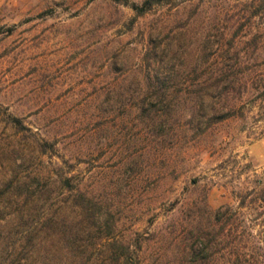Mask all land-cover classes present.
Masks as SVG:
<instances>
[{"label":"rangeland","instance_id":"obj_1","mask_svg":"<svg viewBox=\"0 0 264 264\" xmlns=\"http://www.w3.org/2000/svg\"><path fill=\"white\" fill-rule=\"evenodd\" d=\"M145 1L0 0V264H264V0Z\"/></svg>","mask_w":264,"mask_h":264},{"label":"trees","instance_id":"obj_2","mask_svg":"<svg viewBox=\"0 0 264 264\" xmlns=\"http://www.w3.org/2000/svg\"><path fill=\"white\" fill-rule=\"evenodd\" d=\"M168 1H170V0H146L145 2H144V7H138L137 5H132V8L134 9V10H137L140 14H143L144 12H146L147 10H149L153 5H160V4H162V3H166V2H168ZM233 107H230V111H227V112H225V113H222L223 111H220V110H217V112L216 113H214L213 114V116H217V118H218V120H225V119H228V118H231L232 116H234L233 115V109H232ZM262 201L264 200V189L262 190ZM226 209H227V211H229L230 209H229V207H226ZM220 211L221 210H219V211H217L216 212V214L218 215V214H220ZM260 218H261V220H262V222L264 221V213H262V214H260ZM202 235H199L198 236V238H199V240H201L200 239V237H201Z\"/></svg>","mask_w":264,"mask_h":264}]
</instances>
